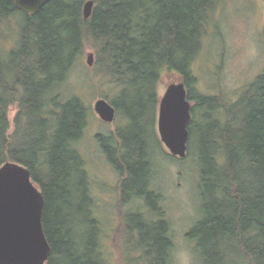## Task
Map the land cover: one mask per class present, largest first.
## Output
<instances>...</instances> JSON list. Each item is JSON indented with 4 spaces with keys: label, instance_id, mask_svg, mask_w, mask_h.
Wrapping results in <instances>:
<instances>
[{
    "label": "trees",
    "instance_id": "obj_1",
    "mask_svg": "<svg viewBox=\"0 0 264 264\" xmlns=\"http://www.w3.org/2000/svg\"><path fill=\"white\" fill-rule=\"evenodd\" d=\"M85 1L50 0L29 13L15 0H0V25L17 13L24 16L18 45L5 56L0 48V166L24 164L45 196L48 264H105L95 246L94 203L76 147L88 108L80 96L65 94L87 46L94 49L97 73L116 88L112 103L127 121L101 136L122 175L123 199L141 197L156 208L153 199L160 196L152 187L151 149L157 140L158 87L164 71L177 72L189 99L197 100L192 117L197 107L204 108L207 123L198 154L204 217L190 236L199 238L204 264H264V71L233 102L193 88V64L221 0H94L89 18L83 14ZM13 105L18 111L12 127L8 110ZM194 122L193 117L188 150ZM76 195L84 207L75 202ZM124 217L123 229L140 231L129 235L141 236L137 248L145 246L148 263L167 264L169 223L152 222L144 212ZM160 244V257L154 258V246Z\"/></svg>",
    "mask_w": 264,
    "mask_h": 264
},
{
    "label": "rangeland",
    "instance_id": "obj_2",
    "mask_svg": "<svg viewBox=\"0 0 264 264\" xmlns=\"http://www.w3.org/2000/svg\"><path fill=\"white\" fill-rule=\"evenodd\" d=\"M23 18L22 13H17L0 25V48L4 56L18 45ZM215 18L216 21L208 26L202 51L193 64L197 77L193 88L196 94L219 95L233 102L264 71V0H221ZM90 52H94V49L87 46L69 76L65 94L80 96L88 108L87 125L81 139L76 142V147L85 161L89 193L94 203L90 209L99 222L97 253H100L105 264H149L145 246L137 248L141 244V236L131 237L129 233H120L125 230L124 216L141 210L146 211L152 219L162 218L169 223L172 247L167 264H181L178 254L185 247L196 253V264H204L203 254L198 247L199 238L191 237L190 232L204 217V200L199 188L198 154L202 151L207 128L201 114L205 109L197 107L194 111L191 148L184 158L172 155L161 140L157 127L159 109L157 110L153 131L154 139L157 140H153L155 142L151 149L154 163L151 178L152 187L162 194L160 204L153 211L152 206H146L142 198L122 202L119 188L122 175L108 159L100 134L114 133L127 121L117 115L113 122H106L96 112V101L106 98L112 103L117 90L97 73L95 58L92 65L88 63ZM180 79L177 72L164 71L158 87L160 99L167 85ZM191 103L195 106L197 100L193 99ZM17 111V105L10 106L8 110L12 127ZM76 197L78 198L77 195ZM75 202L85 206V202H81L79 198ZM76 217L78 220L76 218L75 223L78 224L81 217ZM115 223H119L118 226ZM96 226L95 223L94 227ZM79 227L80 224L78 230L82 226ZM86 227L84 229L91 231V226ZM78 234L80 233L74 236ZM152 235L156 236V233ZM85 243L86 239L80 246L82 251ZM159 248L161 244L154 246V258L160 257ZM154 264H157L156 261Z\"/></svg>",
    "mask_w": 264,
    "mask_h": 264
},
{
    "label": "water",
    "instance_id": "obj_3",
    "mask_svg": "<svg viewBox=\"0 0 264 264\" xmlns=\"http://www.w3.org/2000/svg\"><path fill=\"white\" fill-rule=\"evenodd\" d=\"M23 11L36 13L50 0H15ZM95 1L84 3L83 14L89 18ZM94 52L88 54L93 64ZM182 79L167 85L160 99L158 129L170 153L184 158L188 153L192 103ZM95 110L106 122H113L117 109L106 98L95 103ZM46 200L32 179L30 169L16 161L0 166V264H47L51 245L46 236L43 213Z\"/></svg>",
    "mask_w": 264,
    "mask_h": 264
},
{
    "label": "flooded vegetation",
    "instance_id": "obj_4",
    "mask_svg": "<svg viewBox=\"0 0 264 264\" xmlns=\"http://www.w3.org/2000/svg\"><path fill=\"white\" fill-rule=\"evenodd\" d=\"M117 115H118V111H117ZM193 118V117H192ZM157 127H158V119H157ZM159 130V129H158ZM105 135H108V134H100V136H105ZM103 147V146H102ZM106 153V152H105ZM107 155V154H106ZM107 157H108V155H107ZM109 159V158H108ZM114 166V165H113ZM115 168V167H114ZM116 169V168H115ZM117 170V169H116ZM120 173V172H119ZM119 188H120V195H121V200H122V202H124V200H126L127 199V203L128 202H130V201H132L133 199H135V197H133V198H126V199H123V191H122V188H121V181H120V186H119ZM155 190V189H154ZM156 191V190H155ZM157 192V191H156ZM158 194H159V196H160V198L159 199H153V202H154V204H155V206H157V205H159L160 204V199H161V197H162V194H160L159 192H157ZM136 198H141V197H136ZM143 199V198H142ZM144 201H145V205L146 206H149V204H148V202H146V200L144 199ZM154 211V210H153ZM91 212H92V210H91ZM140 212H143V211H141V210H138V211H134V212H131V213H140ZM144 213H147L146 211H144ZM128 214V213H127ZM126 214V215H127ZM93 215V214H92ZM125 215V216H126ZM95 217V216H94ZM96 218V217H95ZM97 219V218H96ZM152 222H158V221H160V220H164V219H162V218H154V219H150ZM120 221V220H119ZM124 223H125V217H124ZM98 224H99V222H98V220H97V223H96V227H94L95 229V233H98L97 231V229H98ZM117 224H119V223H115V225L116 226H118ZM140 233V231L139 230H132V231H129V230H124V231H120V233ZM97 237V236H96ZM97 245V242H96V238H95V246ZM98 246V245H97ZM97 249V248H96ZM98 250V249H97ZM100 257V256H99ZM100 259H101V262H104V260H103V258L102 257H100ZM49 262H47V264H48Z\"/></svg>",
    "mask_w": 264,
    "mask_h": 264
},
{
    "label": "clouds",
    "instance_id": "obj_5",
    "mask_svg": "<svg viewBox=\"0 0 264 264\" xmlns=\"http://www.w3.org/2000/svg\"><path fill=\"white\" fill-rule=\"evenodd\" d=\"M178 255L179 259L181 260V264H196V253L191 249L185 247L181 249Z\"/></svg>",
    "mask_w": 264,
    "mask_h": 264
}]
</instances>
